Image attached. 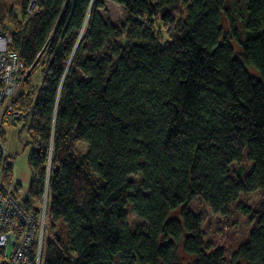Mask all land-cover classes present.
Masks as SVG:
<instances>
[{
    "label": "trees",
    "instance_id": "trees-1",
    "mask_svg": "<svg viewBox=\"0 0 264 264\" xmlns=\"http://www.w3.org/2000/svg\"><path fill=\"white\" fill-rule=\"evenodd\" d=\"M28 2L16 19L0 0V31L30 68L14 104L44 264H264V0H243L238 55L227 0Z\"/></svg>",
    "mask_w": 264,
    "mask_h": 264
},
{
    "label": "built area",
    "instance_id": "built-area-1",
    "mask_svg": "<svg viewBox=\"0 0 264 264\" xmlns=\"http://www.w3.org/2000/svg\"><path fill=\"white\" fill-rule=\"evenodd\" d=\"M38 0H29L26 15L30 16ZM11 32L0 31V127L1 123L15 124L20 114L14 110L15 97L27 72L17 52L9 49ZM0 264H44L46 228L48 220V195L45 191L38 207L27 211L15 198L9 181L5 184V151L0 141Z\"/></svg>",
    "mask_w": 264,
    "mask_h": 264
},
{
    "label": "rangeland",
    "instance_id": "rangeland-1",
    "mask_svg": "<svg viewBox=\"0 0 264 264\" xmlns=\"http://www.w3.org/2000/svg\"><path fill=\"white\" fill-rule=\"evenodd\" d=\"M5 1L7 4V9L12 11V14L14 15V17H16V19L21 18L20 17L21 16V11H20L21 6L20 5H21L22 0H5ZM227 9H228L227 14L222 15V19H221L223 35L225 37H228V38L231 37L232 38V39H230V43L233 46V50H234L235 54L238 55L240 50H239L237 42L235 40H233V37H234L233 31L235 33H238L239 36L242 35L241 23H242V19L245 16V9H244L243 0H227ZM100 13L105 19L109 20L113 25H117V26L122 25L125 21V18H126V12H125L124 8L118 4L111 2V1H105L104 2V6L101 8ZM8 22H9V16L7 14L4 18V23H8ZM26 69H27L26 70V72H27L26 78H27L30 68H26ZM39 70L40 69L37 66L34 73L30 77V82H32L33 84H38L40 81ZM247 71L252 77H256V73L251 68L247 67ZM23 83L19 89V92L24 91ZM18 93H17V95H18ZM17 95L15 98H17ZM13 106H14V110L19 112V114H20V111L17 109L16 105L14 104ZM20 119H21V114L19 117V122L15 123V124H9L8 122L1 123L0 141H1V145H2V148L4 151H5V144H4V141H2V139H1L2 137H4L3 132H2V128L4 125H6L7 127L13 126V127L20 128V124H21ZM24 132L27 136V140L29 141L30 135L28 134L27 131L24 130ZM7 140L9 141V139H6V141ZM86 147H87V145L85 143L79 142V143H76L74 145V151L82 154L85 152ZM27 153H28V148H23L21 146L19 148V152L17 153L16 160L14 161V168L18 170V173L21 175V178H22L23 174H24V176H26L25 173L28 176ZM131 178L134 180L138 179L137 176H132ZM8 180L9 179L6 178V180L4 181L5 184H7L10 181V180L9 181ZM25 184H26V177L24 179H22V182H21L22 191L19 192V190L15 189V198H16V200L19 201L22 208L27 211L28 208L27 209L24 208L23 204H22V201L24 200L23 198H26V196H27V192L24 191L26 188ZM37 205L34 203L31 204V206H35V207ZM126 219H127V223L131 227H136L137 225L140 224V220L137 219V217L130 211L129 208L127 209V218ZM47 231H48V220H47V228H46V237H47ZM177 252H178L179 259L182 262L188 261V256H186L183 253L181 247H178Z\"/></svg>",
    "mask_w": 264,
    "mask_h": 264
},
{
    "label": "crops",
    "instance_id": "crops-1",
    "mask_svg": "<svg viewBox=\"0 0 264 264\" xmlns=\"http://www.w3.org/2000/svg\"><path fill=\"white\" fill-rule=\"evenodd\" d=\"M2 132L4 135V144H5V161L8 165L11 166V177L10 182L12 183V186L14 187V190H19V192L22 191V179L26 177V188L24 191L27 192L29 180H30V173L28 168V176L25 173L26 176H22L18 173V170L14 168V161L16 160L17 153L19 152V148L23 145H25L28 140L27 136L24 131H21L18 127H7L6 125L3 126ZM6 139H9V141ZM28 156V153H27ZM28 166V163H27ZM27 197V196H26ZM22 198V197H21ZM24 199V198H23Z\"/></svg>",
    "mask_w": 264,
    "mask_h": 264
}]
</instances>
